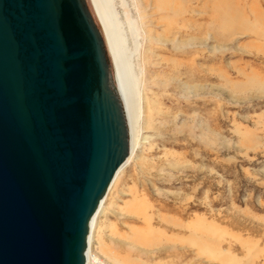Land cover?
<instances>
[{"label": "rangeland", "instance_id": "1", "mask_svg": "<svg viewBox=\"0 0 264 264\" xmlns=\"http://www.w3.org/2000/svg\"><path fill=\"white\" fill-rule=\"evenodd\" d=\"M101 2L138 124L91 264H264V0Z\"/></svg>", "mask_w": 264, "mask_h": 264}, {"label": "water", "instance_id": "2", "mask_svg": "<svg viewBox=\"0 0 264 264\" xmlns=\"http://www.w3.org/2000/svg\"><path fill=\"white\" fill-rule=\"evenodd\" d=\"M129 153L87 0H0V264H87L91 221Z\"/></svg>", "mask_w": 264, "mask_h": 264}, {"label": "bare ground", "instance_id": "3", "mask_svg": "<svg viewBox=\"0 0 264 264\" xmlns=\"http://www.w3.org/2000/svg\"><path fill=\"white\" fill-rule=\"evenodd\" d=\"M109 1L107 0V2H109ZM93 2L95 3L94 4L95 5V9L97 11V14H98V16L100 18V21L102 22V26L104 28V32H105V36H106V40H105L106 41V45L108 43L107 49L110 51V53L112 55V59H114L113 62H114V66H115V69H116V76L113 75V78H114V82L116 84L117 90L119 92V95H120V97H121V99L123 101V105H124L125 112H126V116H127V121H128V126H129V136H130V153H129V156L126 159V161L122 164V166L119 168V170H118V172H117V174H116V176H115L113 182L111 183L110 188H109V190L107 192V195H108L109 191L112 190L111 188H113V185H115V183H117V181H118L121 173L127 168V166L131 162V159H132L133 154L135 152V142H136V138H137V134L136 133H137L138 120H137V118L134 115L133 105L131 104V102L129 100L128 91H127L126 87L124 86V83L121 82V79L119 77V64H118V61H117V53H116V45H115V44H117L116 35H118V33L116 31V28L115 29L114 28L112 29V26H113L112 24L113 23L110 22L108 13L105 12V8L102 5L101 0H93ZM119 31H120V29H119ZM105 36H104V38H105ZM118 51H120V50H117V52ZM122 59H123V56H122ZM121 73H122V71H121ZM131 134H133L132 141H131ZM107 195L102 200V202H101V204L99 206V209L97 210L96 214L94 215V217H93V219L91 221V230H90L89 240H88V244L89 245H88V250H87V264H91V259H90V256H89L91 240L93 238V234H94V230H95V227H96V224H97L98 216L101 215V213L103 211L101 209H102V206L104 204L103 202L105 201ZM93 260H94L93 262H95L97 264L100 263V261L98 259H93Z\"/></svg>", "mask_w": 264, "mask_h": 264}]
</instances>
